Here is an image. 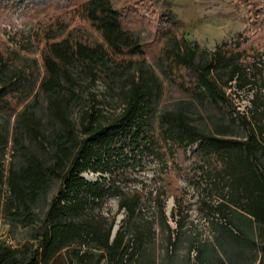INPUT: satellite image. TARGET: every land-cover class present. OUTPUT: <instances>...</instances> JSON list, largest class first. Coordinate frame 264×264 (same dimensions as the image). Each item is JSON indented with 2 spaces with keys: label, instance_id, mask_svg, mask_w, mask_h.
I'll return each mask as SVG.
<instances>
[{
  "label": "trees",
  "instance_id": "1",
  "mask_svg": "<svg viewBox=\"0 0 264 264\" xmlns=\"http://www.w3.org/2000/svg\"><path fill=\"white\" fill-rule=\"evenodd\" d=\"M77 13L102 41L83 40L69 29V24L57 20L42 32L43 74L36 60L18 66L0 53V220L11 228L29 229L31 239L36 241V245L27 242L14 247L0 240V264H86L92 259L96 264H128L134 254L122 228L112 237L113 220L104 224V220L78 217L88 201L102 205L113 193L120 197V207L129 220L139 211L142 195L138 191L124 192L117 183L128 175L125 164L131 157L151 152V137L144 122L154 114L163 84L144 58L139 38L123 29L119 10L111 0H84ZM164 49L158 67L168 79L176 72L190 74V89L198 98H228L214 77L217 71L228 75L226 86L235 81L242 89L250 83L246 65L227 44L214 52L198 54L196 46L173 35ZM98 81L120 97L121 112L104 122L102 112L92 107L76 124L71 117L81 99L76 88L89 89ZM39 93L47 102L45 118L38 114ZM13 101L23 105L17 113ZM253 105L250 119L240 117V124L249 130L244 139L202 133L180 112L162 113L160 123L164 138L172 145L185 150L197 145L193 156L229 179V203L239 215L256 224L264 242L261 95H255ZM12 116L15 119L10 132ZM9 143L12 146L6 165ZM88 170L108 173L110 179L87 181L81 174ZM58 182L59 193L48 204ZM225 203L218 204L217 210ZM47 206L50 208L42 218ZM164 208L162 200L165 218ZM262 251L264 254V244Z\"/></svg>",
  "mask_w": 264,
  "mask_h": 264
},
{
  "label": "rangeland",
  "instance_id": "2",
  "mask_svg": "<svg viewBox=\"0 0 264 264\" xmlns=\"http://www.w3.org/2000/svg\"><path fill=\"white\" fill-rule=\"evenodd\" d=\"M83 1L0 0V53L18 66L26 60H36L43 74L41 52L45 41L42 32L57 20L69 24V29L83 40L101 42L100 34L77 13ZM111 1L119 10L123 29L141 41L144 58L162 81L163 94L155 103L154 114L144 122L151 137V152L136 159L131 157L125 164L128 175L117 183L124 192L138 191L142 195L139 211L129 220L120 207V197L113 193L102 205L88 201L78 219L104 220V224L113 220L116 234L122 228L125 242L134 247L128 264H264V242L256 224L234 211L228 201L229 179L193 156L197 145L187 150L172 145L164 138L160 123L162 113L180 112L202 133L246 138L249 130L240 124V117L251 118L256 94L261 95L264 102V0ZM173 35L196 46L198 54L214 52L227 44L230 52L239 54L246 65L250 83L242 89L235 81L226 86L228 75L217 71L214 77L228 98H198L190 89L193 84L190 74L176 72L168 79L158 67L165 55L166 43ZM76 91L81 98L71 113L76 124L89 108L100 110L105 116L104 122L112 121L123 108L116 92L101 81L89 89L77 87ZM38 101V114L45 118L47 102L42 93ZM22 106L13 101L16 113ZM14 119L15 116L10 119V132ZM11 146L9 143L6 165ZM262 159L264 161V157ZM81 176L91 182L110 179L108 173L90 170ZM60 186L58 182L48 204L57 196ZM162 200L165 201V218ZM222 202L226 205L218 211L217 206ZM49 208H44L42 218ZM0 240L14 247L27 242L36 245L29 229L11 228L3 220H0ZM86 264H96V259Z\"/></svg>",
  "mask_w": 264,
  "mask_h": 264
},
{
  "label": "water",
  "instance_id": "3",
  "mask_svg": "<svg viewBox=\"0 0 264 264\" xmlns=\"http://www.w3.org/2000/svg\"><path fill=\"white\" fill-rule=\"evenodd\" d=\"M116 234V228L113 230V237L115 236Z\"/></svg>",
  "mask_w": 264,
  "mask_h": 264
}]
</instances>
